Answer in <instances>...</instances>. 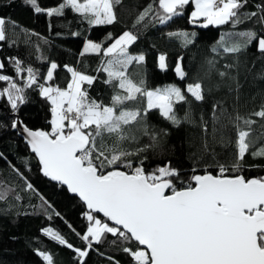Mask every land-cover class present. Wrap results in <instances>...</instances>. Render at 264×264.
Returning <instances> with one entry per match:
<instances>
[{"label": "snow or ice", "instance_id": "6c2138e0", "mask_svg": "<svg viewBox=\"0 0 264 264\" xmlns=\"http://www.w3.org/2000/svg\"><path fill=\"white\" fill-rule=\"evenodd\" d=\"M26 2L34 6L36 12L45 11L37 0ZM120 3L121 0H84L83 3L65 0L58 8L47 9V13L50 16L62 14L66 7H70L91 25H110L117 20L114 5ZM247 3L248 0H195L191 22L195 24L202 17V27L229 22L241 24L258 15L257 12L240 11ZM155 4L156 0H152L139 14L137 24L154 11L159 23L164 24L179 15V10L189 4V0H158V8H154ZM257 8V22L264 24V5H257ZM4 25L5 20L0 18V41L6 39ZM169 35L183 37L189 44L192 43L189 37L194 38L196 34L172 32ZM232 35L242 38L243 43L225 46L222 40L213 46L212 52L218 53L223 49L225 53H239L253 41H258V50L264 53V35L251 30ZM137 38L132 31H125L107 48L91 40L84 46V53L103 51L104 56L110 57L101 66V70L107 73L104 82L116 89L110 105L90 98L83 89V85H91L95 77L67 65L65 68L71 73V81L65 88L39 83L36 71L30 67L26 69L27 80L23 87L18 86L12 77L0 74V81H8V86L0 90V97L6 96L14 111L25 101V88L34 85L40 95L50 101L51 130L34 131L25 126L23 131L27 133V142L42 165L43 174L67 185L90 210L85 213L90 223L81 237L87 242L86 248H76L75 251L83 259L88 256L94 242L102 243L106 234H112L124 244L133 242L136 245V250L127 246L121 249L133 259L134 264H264V177L245 179L242 174L226 175L228 167L217 165L219 175L205 170L203 175H193L188 183H184L180 170L170 161L152 171L145 170L147 157L133 163L132 157L138 158L155 146L161 133L167 135L163 129L160 132L149 130V112L157 110L163 119L179 126L182 121L192 122V102L186 93L191 94L195 101L205 99V90L200 82L187 84L185 93L174 84L149 90L143 79L138 83L130 79L126 75L128 66L134 61L140 63L145 60L142 54L131 55L128 52V46ZM207 63L210 68H215V59ZM57 67L55 62L50 63L44 78L47 82L53 80ZM167 67L166 57L160 55L159 68L166 70ZM3 68L4 64L0 62V69ZM16 71H25L18 60ZM175 72L181 80L186 76L179 62ZM219 75L223 77L226 73L220 72ZM130 104L136 106L129 107ZM179 104L188 106L183 117H179L176 111ZM217 106H214L212 115L214 124L220 120L215 111ZM225 112L226 109H221L222 115ZM251 116L264 119V106ZM229 119L236 129V152L231 169L239 173L245 155L255 145L251 126L256 121L239 113L234 119ZM18 123L21 122L14 121L12 127L16 128ZM133 126L142 135L149 136L152 143L135 151L126 150L123 147L125 141L138 140L136 135L130 134ZM108 140L112 142L108 143ZM220 142L224 143L223 138ZM251 155L264 157V147L252 151ZM13 170L25 179L19 169ZM176 182L181 186L178 187ZM26 187L33 189L31 183ZM11 191V188L0 184V200H4ZM16 198L19 199L18 196ZM93 212L103 213L114 225L97 219ZM44 232L60 244L73 248L59 232L50 228ZM39 255L48 264H53L50 254L40 252Z\"/></svg>", "mask_w": 264, "mask_h": 264}, {"label": "trees", "instance_id": "16d2710c", "mask_svg": "<svg viewBox=\"0 0 264 264\" xmlns=\"http://www.w3.org/2000/svg\"><path fill=\"white\" fill-rule=\"evenodd\" d=\"M64 2L37 0L45 11L36 12L26 0H0V17L5 20L6 36L4 41H0V62L4 64L0 74L12 77L18 86L23 87L27 80L26 69L30 67L36 71L39 83L65 88L71 80V73L65 65L71 66L95 77L93 83H85L83 89L90 98L110 105L116 89L104 82L107 73L101 70L102 64L110 57L104 56L103 51L84 53V46L87 40H92L106 48L125 31H132L138 38L128 46V52L131 55L142 54L145 60L140 63L134 61L128 66L126 75L130 79L137 83L143 79L149 90L174 84L186 93V85L196 82H200L205 90L202 102L195 101L191 94L186 93L192 102L190 123L182 121L175 126L163 119L157 110L149 112V130L160 132L163 129L167 135L161 133L155 146L138 158L132 157L133 163L147 157L145 170L152 171L170 161L180 170L184 183H188L193 175L205 173V170L219 175L217 165L228 167L226 175L242 174L246 179L264 177V157L251 155L252 151L264 147V119L251 116L264 106V53L258 50V41H253L239 53H225L223 49L218 53L212 52L213 46L222 40L225 46L243 43L242 38L233 33L251 30L264 35V24L257 22V5H264V0H248L240 10L258 13L250 20L236 25L229 22L208 27L191 22L192 1L179 10V15L164 24L159 23L155 11L137 24L139 14L152 0H121L120 4L114 5L117 20L110 25H91L70 7H66L62 14L48 15L47 9L58 8ZM154 8H158V0ZM187 31L196 34L189 44L183 37L169 35ZM160 55L166 57V70L159 68ZM210 59H215V68L209 67L207 61ZM17 60L25 71H16ZM51 62L58 67L53 80L47 82L44 78ZM177 62L186 73L183 80L175 72ZM220 72L226 75L221 77ZM7 86L8 81H0V90ZM24 96L25 101L16 111L6 96L0 97V153L3 154L0 157V184L12 189L4 200H0V264H48L40 252L50 254L53 264H116L117 261L119 264H134L133 259L121 249L127 246L136 250V245L133 242L124 244L112 234H106L102 243L94 242L88 256L83 259L75 251L76 248H86L87 242L81 237L89 223L85 215L87 211L63 185L42 174L35 155L12 128L15 116H18L32 129L51 130L50 101L40 95L35 85L25 88ZM216 105V115L220 120L214 124L212 115ZM221 109H226L223 115ZM176 111L179 117H183L188 106L179 104ZM237 113L256 121L251 126L255 145L245 155L239 173L231 169L236 152V129L229 119H234ZM130 134L136 135L138 140L124 142L123 147L128 151L152 143L149 136L142 135L135 126ZM222 138L224 143L220 142ZM229 140L232 143H228ZM14 168L19 169L25 179L18 176ZM27 183H31L33 189H28ZM99 219L108 222L103 217ZM46 228L59 232L73 248L53 240L44 232Z\"/></svg>", "mask_w": 264, "mask_h": 264}, {"label": "water", "instance_id": "95a60500", "mask_svg": "<svg viewBox=\"0 0 264 264\" xmlns=\"http://www.w3.org/2000/svg\"><path fill=\"white\" fill-rule=\"evenodd\" d=\"M189 1H192V0H189ZM14 121H19V122H21V123H18V126H17L16 128H13V127H12V128L16 131L17 135H18L20 138H22L23 141L27 144V146H28L30 152L33 153V154L35 155V157H36V159H37V161H38V163H39V165H40L41 172H42V174H43V171H42V165L40 164L37 155H36L34 152H32V150H31V146H30V145L28 144V142H27V138H26V137H27V133L23 131L24 127L27 126V125L24 124V123L22 122V120H21L18 116H15ZM14 121H13V122H14ZM27 128H29V129H31V130H34V131H35V130H38V129H32V128L28 127V126H27ZM203 174H204V173H202V174H200V175H203ZM43 175H44V174H43ZM213 175H214V174H213ZM46 177H47V176H46ZM47 178H48L50 181L54 182V183H58V184L63 185L71 195L76 196V197L81 201V203L85 206V210H86L87 212L90 211V210L87 208L85 202L79 197V195H78L77 193H73V192H71V191L69 190V188H68L67 185L62 184V183H60L59 181H54V180H52L50 177H47ZM253 178H255V177H251V178H248V179H253ZM245 179H246V178H245ZM93 214H96V215H98L99 217H103V218H105V219L108 221V218L105 217V216L103 215V213L93 212ZM108 222H109L110 224L114 225V222H111V221H108ZM140 247H143V246H140Z\"/></svg>", "mask_w": 264, "mask_h": 264}, {"label": "rangeland", "instance_id": "374dc122", "mask_svg": "<svg viewBox=\"0 0 264 264\" xmlns=\"http://www.w3.org/2000/svg\"><path fill=\"white\" fill-rule=\"evenodd\" d=\"M192 2H193V5H194L192 11H194V10H195V0H192ZM192 11H191V13H192ZM191 13H190V18H191ZM0 18H2V17H0ZM197 23H198V24H203V23H204V18H202V17L199 18V20H198ZM187 32L192 33V31H187ZM120 36H121V35H120ZM118 38H119V37H118ZM118 38H117V39H118ZM189 38L192 39V37H189ZM87 41H88V40H87ZM87 41H86V42H87ZM91 41H92V40H91ZM93 42H95V41H93ZM114 42H115V40H114L112 43H114ZM95 43H98V42H95ZM112 43H111V44H112ZM85 44H86V43H85ZM111 44H110V45H111ZM110 45H109V46H110ZM109 46H107V47H109ZM107 47H106V48H107ZM159 57H160V56H159ZM179 63H180V62H179ZM49 67H50V66H49ZM70 67H71V66H70ZM72 68H73V67H72ZM78 72H79V71H78ZM81 73H83V72H81ZM84 74H86V73H84ZM86 75H89V74H86ZM89 76H91V75H89ZM70 81H71V80H70ZM46 84H47V83H46ZM170 85H172V84H170ZM51 119H52V117H51ZM94 216H95V215H94ZM95 217H96L97 219H99L98 216H95ZM102 222H106V221H102ZM89 223H90V222H89ZM89 223H88V226H89ZM109 224H110V223H109ZM88 226H87V227H88ZM110 226H112V225L110 224ZM87 227H86V229H85L83 235L86 233V231H87Z\"/></svg>", "mask_w": 264, "mask_h": 264}]
</instances>
